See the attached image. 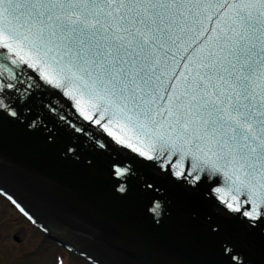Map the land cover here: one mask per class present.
Segmentation results:
<instances>
[{
    "label": "snow or ice",
    "instance_id": "6c2138e0",
    "mask_svg": "<svg viewBox=\"0 0 264 264\" xmlns=\"http://www.w3.org/2000/svg\"><path fill=\"white\" fill-rule=\"evenodd\" d=\"M14 146L83 170L102 201L146 200L150 239L122 264H264V0H0Z\"/></svg>",
    "mask_w": 264,
    "mask_h": 264
},
{
    "label": "water",
    "instance_id": "95a60500",
    "mask_svg": "<svg viewBox=\"0 0 264 264\" xmlns=\"http://www.w3.org/2000/svg\"><path fill=\"white\" fill-rule=\"evenodd\" d=\"M0 190L64 241L59 244H69L60 234L70 230L71 247L85 257L91 253L110 264H122L150 239L142 215L146 203L143 197L131 211L102 201L95 182L86 172L35 147L14 146L0 154ZM98 235L103 237L102 246L78 243L92 241ZM158 244L165 249L175 248L163 236ZM174 258L187 257L177 253Z\"/></svg>",
    "mask_w": 264,
    "mask_h": 264
},
{
    "label": "rangeland",
    "instance_id": "374dc122",
    "mask_svg": "<svg viewBox=\"0 0 264 264\" xmlns=\"http://www.w3.org/2000/svg\"><path fill=\"white\" fill-rule=\"evenodd\" d=\"M13 235H20L21 245L13 242ZM0 264L91 263L56 239H46L0 196Z\"/></svg>",
    "mask_w": 264,
    "mask_h": 264
},
{
    "label": "flooded vegetation",
    "instance_id": "af4514ba",
    "mask_svg": "<svg viewBox=\"0 0 264 264\" xmlns=\"http://www.w3.org/2000/svg\"><path fill=\"white\" fill-rule=\"evenodd\" d=\"M0 196L5 200L7 201L11 207L13 208V210H15L19 215H21L31 226L35 227L37 229V231H39V233L41 235H43L46 239L49 238L47 232H46V229L44 227V224L43 222H39V223H34L32 220H29L28 219V216L25 215L24 212H21L20 211V207H17L16 204H13V198H11L7 193H5L4 191L0 190ZM31 215V214H30ZM35 218V217H34ZM48 229V228H47ZM18 234V233H17ZM13 242L16 243V244H20L21 245V242H22V239L20 237V235H13ZM77 254V253H76Z\"/></svg>",
    "mask_w": 264,
    "mask_h": 264
}]
</instances>
